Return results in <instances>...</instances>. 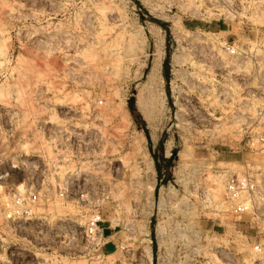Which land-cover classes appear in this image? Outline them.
Returning <instances> with one entry per match:
<instances>
[{
	"label": "rangeland",
	"instance_id": "374dc122",
	"mask_svg": "<svg viewBox=\"0 0 264 264\" xmlns=\"http://www.w3.org/2000/svg\"><path fill=\"white\" fill-rule=\"evenodd\" d=\"M0 6V264H263L264 190L259 211L236 215L224 187L246 174L264 184L252 140L264 131V0ZM90 129L94 140L77 134ZM95 172L104 190L75 186ZM27 192L35 216L7 219ZM96 211L105 242L91 259L81 231Z\"/></svg>",
	"mask_w": 264,
	"mask_h": 264
},
{
	"label": "built area",
	"instance_id": "2783aa9c",
	"mask_svg": "<svg viewBox=\"0 0 264 264\" xmlns=\"http://www.w3.org/2000/svg\"><path fill=\"white\" fill-rule=\"evenodd\" d=\"M220 48L230 57L238 58L244 53L242 47H236L227 40L220 44ZM256 52L257 50L252 48L254 56ZM262 75L264 76V71ZM98 104H102V101H98ZM57 132L59 134L58 137H61L64 130L59 127ZM77 134L80 138L87 135L88 139L92 138L94 140L97 132L94 129H90L88 131L83 130V132L79 131ZM64 135L66 136L65 142H68L71 133L65 131ZM252 140L260 144L262 146L261 148L264 149V131L253 135ZM75 186L82 190L100 191L105 189L104 182L101 181L100 178V173L96 172L83 173L82 177L77 178ZM67 188L68 186L66 185L65 189ZM263 190L264 184H261L256 179H252L249 174L242 176L233 175L225 182L224 198L227 202L231 203L232 210L236 215L247 214L255 210L259 211L260 202L258 198ZM38 200V194L34 192L14 194L4 205V216H6L7 219H32L35 216L34 207ZM103 222V215L99 211H96L86 219L81 231V239L83 240L82 252L84 255L91 256V259L102 255L105 242ZM253 250L258 255H264V238L254 243Z\"/></svg>",
	"mask_w": 264,
	"mask_h": 264
},
{
	"label": "bare ground",
	"instance_id": "6f19581e",
	"mask_svg": "<svg viewBox=\"0 0 264 264\" xmlns=\"http://www.w3.org/2000/svg\"><path fill=\"white\" fill-rule=\"evenodd\" d=\"M1 7V6H0ZM3 52H4V50H3V48H1L0 47V56L1 55H3ZM223 61V60H222ZM226 61V60H225ZM227 64V63H226ZM263 69V68H262ZM260 70V69H259ZM232 72V71H231ZM259 72V71H258ZM231 73H229V75H230ZM264 78V77H263ZM262 79V78H261ZM264 80V79H263ZM248 116V115H247ZM209 120L212 122V124L213 125H215V123L214 122H216V120H215V118H209ZM47 150H48V148H47ZM55 157H56V155H54ZM53 157V156H52ZM55 157H53V159L55 158ZM52 159V158H51ZM50 159V160H51ZM57 159H59V158H57ZM63 159V158H62ZM52 161V160H51ZM53 162V164L55 165V163H54V161H52ZM56 162V161H55ZM51 163V162H50ZM219 183H221V182H219ZM25 185H24V183H19L18 185H17V190L19 191V192H23L24 191V187ZM217 186H219V188L221 187L220 185H218V182H217ZM218 206V209L220 208V209H223V210H225V207H224V205H223V203L221 202V201H219V203L217 204ZM83 221V220H82ZM80 223H81V221H80ZM84 223V222H83ZM220 250V249H219ZM258 256V258L257 259H259V261H261V262H263V264H264V256L263 255H258V254H254V255H252V256H254V257H257ZM149 257L151 258V253H149ZM213 257V256H212ZM214 258H216V257H214Z\"/></svg>",
	"mask_w": 264,
	"mask_h": 264
}]
</instances>
